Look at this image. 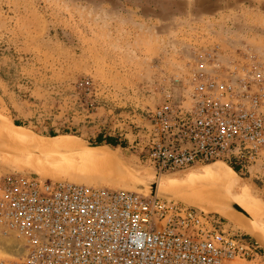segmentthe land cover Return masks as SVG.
<instances>
[{
    "label": "rangeland",
    "instance_id": "rangeland-1",
    "mask_svg": "<svg viewBox=\"0 0 264 264\" xmlns=\"http://www.w3.org/2000/svg\"><path fill=\"white\" fill-rule=\"evenodd\" d=\"M256 63H264V0H0V176L31 172L108 188L157 184L159 173L137 147L148 111L168 94L190 102L211 75L226 78L243 65L253 72ZM55 136L107 144L121 159L108 161L106 169L78 164L97 159L43 148ZM40 139H46L41 146ZM228 167L214 163L168 174L181 184L163 188L193 204L225 201L228 217L211 213L242 233L250 221L264 232V162L246 175L233 169L238 185L232 192L216 175ZM15 258L0 250V263Z\"/></svg>",
    "mask_w": 264,
    "mask_h": 264
},
{
    "label": "built area",
    "instance_id": "built-area-1",
    "mask_svg": "<svg viewBox=\"0 0 264 264\" xmlns=\"http://www.w3.org/2000/svg\"><path fill=\"white\" fill-rule=\"evenodd\" d=\"M256 64L211 75L190 102L168 94L148 111L143 162L159 176L211 163L246 175L263 163L264 63ZM0 237L25 247L0 264H264L256 241L216 213L31 172L0 176Z\"/></svg>",
    "mask_w": 264,
    "mask_h": 264
},
{
    "label": "bare ground",
    "instance_id": "bare-ground-1",
    "mask_svg": "<svg viewBox=\"0 0 264 264\" xmlns=\"http://www.w3.org/2000/svg\"><path fill=\"white\" fill-rule=\"evenodd\" d=\"M19 135H21V139L22 140H28L30 141L29 139H27V134L24 135L22 133H20ZM44 140L46 139H40L39 143H40V146L42 145V143H44ZM38 141V140H37ZM38 143V142H37ZM51 144H53L52 146L50 145H46L45 147L43 148H48V149H51V150H56V151H59V150H70V151H76V152H80V153H83L81 154L82 156H86V155H89L90 157L87 158V159H91V158H96L97 160L95 161H90V160H82L80 163L78 164H88V165H92V168H93V165L91 162H95V163H99L100 165H102V167H104L105 169L107 168V163L108 161L110 160H118L120 161L121 157L119 155H117L116 153H113V151H111L109 148L105 147V146H102V145H97L96 148H94V146H88L85 144V142L83 140H81L80 138H70V137H66V136H62V137H51V141H50ZM39 146V147H40ZM94 148V149H89V148ZM98 147H104V148H107L108 150L110 151H104V150H100V149H97ZM42 148V147H41ZM96 149V150H95ZM41 153H44V154H48V155H57L58 153L57 152H54V151H49V150H41ZM61 153V152H60ZM69 157H73V156H69ZM75 158V156H74ZM101 159V160H99ZM111 163V162H110ZM86 164V165H87ZM211 164H214V163H211ZM211 164H207V165H203V166H208ZM224 164V163H223ZM226 165V164H225ZM203 166H198V167H203ZM81 167V165H80ZM84 167V166H83ZM89 167V166H87ZM228 167V165H227ZM85 168V167H84ZM83 168V169H84ZM111 168V167H110ZM79 169V168H78ZM228 169V173L227 174H224V173H220V172H216V175L218 177V179L220 180V182L222 183V185L225 187V191L227 192H232L234 191V189L237 187L238 185V182H237V173L235 170H233V168H231L230 166L227 168ZM92 170V169H91ZM94 170L96 171V169L94 168ZM119 170V169H118ZM124 170V169H123ZM206 170V169H205ZM221 170V169H220ZM101 171H104V170H101ZM110 171V170H109ZM122 171V170H121ZM210 171V170H209ZM113 172V171H112ZM119 172V171H117ZM124 174V173H123ZM112 175V174H111ZM110 175V176H111ZM118 175V174H117ZM173 175V174H171ZM171 175H168V176H160L158 177V183H157V187H158V190H165V191H170V190H167V189H164V187H167V185L170 184V187L172 189H176V187H178L181 183L179 182V180H177L178 178L177 177H171ZM207 175V174H206ZM158 176V175H157ZM61 177V176H60ZM96 177V175L94 176ZM105 177V176H104ZM112 177V176H111ZM213 177V176H212ZM63 177L61 178H57V180H68V179H62ZM92 178V177H91ZM109 179V178H108ZM140 179V178H138ZM110 180V179H109ZM72 182V181H70ZM135 182H139V181H135ZM121 185V184H120ZM96 186V185H95ZM122 186V185H121ZM169 187V189H170ZM180 190V189H179ZM194 190V189H193ZM238 190V189H237ZM226 192V193H227ZM201 193V192H200ZM182 194V193H181ZM181 194H177L179 196L175 197L174 199H170V201H175L176 202V199L178 200H183L186 204L188 205H195L196 207L204 210V211H215L217 213H219L220 215L222 216H225V217H228V213H230L228 211V209H225V207L223 206L226 205V202H222V201H215V202H212V201H204V197H202V203L200 204H193L189 201L186 200V196H181ZM184 194V193H183ZM197 195V194H196ZM227 195V194H226ZM205 196V195H204ZM197 198L200 197V196H196ZM223 204H222V203ZM240 203V202H239ZM239 211V210H238ZM244 217V216H242ZM241 219V218H240ZM244 219V218H243ZM253 220V219H252ZM244 221V220H243ZM249 221V220H248ZM253 223V222H252ZM242 226V225H241ZM243 228L251 235H253L254 237L258 238V240H263L264 242V232L262 231V228L260 227H256L255 224H251V221L249 223H247L245 226H243ZM261 229V230H260ZM9 239H12V238H9ZM9 243H11V241L9 240L8 241ZM262 243V242H261Z\"/></svg>",
    "mask_w": 264,
    "mask_h": 264
},
{
    "label": "water",
    "instance_id": "water-1",
    "mask_svg": "<svg viewBox=\"0 0 264 264\" xmlns=\"http://www.w3.org/2000/svg\"><path fill=\"white\" fill-rule=\"evenodd\" d=\"M85 144L88 146H94V145L109 146V145L103 144V143H91V142H87V141L85 142ZM110 148H112V147H110ZM163 176H167V175H163ZM68 182H70V181H68ZM105 188H108V187H105ZM109 189L121 190V191L129 192L132 194H138V195H142V196H146V197H150V198H160V199H164V200H170V199H174L175 197H177L176 194L171 193L169 191H165L162 189L158 190L157 184L147 185V184L135 182V183L129 184L128 186H118V187L109 188ZM227 202L229 203L231 209L235 213H238L244 217L245 216L247 217V214L245 213L243 208L234 199L227 198ZM238 210L243 212L244 215L239 213ZM243 224H245V223H242L241 225H243ZM246 234L249 235L254 241L258 242L260 244V246H262L264 248V244L260 243L258 238L254 237L251 234H248V233H246ZM0 250L3 251L4 253H7L10 256L19 258V257L23 256V254L25 252V247L23 244L20 243V241L18 239H14L11 243H7L4 240H0Z\"/></svg>",
    "mask_w": 264,
    "mask_h": 264
},
{
    "label": "trees",
    "instance_id": "trees-1",
    "mask_svg": "<svg viewBox=\"0 0 264 264\" xmlns=\"http://www.w3.org/2000/svg\"><path fill=\"white\" fill-rule=\"evenodd\" d=\"M107 141H108V143L113 144V145H117L118 144L117 141L115 139H113V138H109ZM235 170H237V168H235Z\"/></svg>",
    "mask_w": 264,
    "mask_h": 264
}]
</instances>
